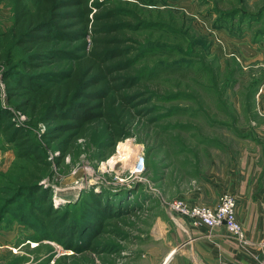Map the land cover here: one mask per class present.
Returning <instances> with one entry per match:
<instances>
[{"label":"rangeland","instance_id":"374dc122","mask_svg":"<svg viewBox=\"0 0 264 264\" xmlns=\"http://www.w3.org/2000/svg\"><path fill=\"white\" fill-rule=\"evenodd\" d=\"M105 1L133 8L144 21L128 33L144 53L136 65L158 73L132 88L131 135L102 161L94 145L101 129L61 154L40 138L44 125L35 126L31 136L48 163L37 194L16 195L9 180L29 162L0 137V264H154L156 217L172 215L169 202L198 187L223 188L241 149L258 137L264 0H96ZM10 23V2L0 0V30ZM66 46L84 54L88 38ZM2 70L0 107L27 127L5 99Z\"/></svg>","mask_w":264,"mask_h":264},{"label":"trees","instance_id":"16d2710c","mask_svg":"<svg viewBox=\"0 0 264 264\" xmlns=\"http://www.w3.org/2000/svg\"><path fill=\"white\" fill-rule=\"evenodd\" d=\"M9 2L11 23L0 30L1 81L7 103L26 117L27 127L15 126L9 112L0 107V137L14 144L17 158L29 162L16 179L9 180L19 196L26 189L41 192L37 183L48 169L30 133L35 126L44 125L40 138L61 154L77 139L88 140L91 130L101 129L94 145L100 150L96 159L102 161L131 135L130 105L138 91L132 88L142 87L139 83L158 72L136 65L144 53L128 33L145 26L133 8L96 0ZM86 37L84 54L67 48ZM64 59L71 63L63 70H40ZM5 201L11 204V199Z\"/></svg>","mask_w":264,"mask_h":264},{"label":"crops","instance_id":"0c3cea01","mask_svg":"<svg viewBox=\"0 0 264 264\" xmlns=\"http://www.w3.org/2000/svg\"><path fill=\"white\" fill-rule=\"evenodd\" d=\"M257 127V139L241 149L236 171L228 176L223 188L216 184L198 187L183 197L188 202L212 206L219 192L232 194L248 242L220 227L206 228L174 214L159 215L149 232L154 264H264V119Z\"/></svg>","mask_w":264,"mask_h":264},{"label":"built area","instance_id":"2783aa9c","mask_svg":"<svg viewBox=\"0 0 264 264\" xmlns=\"http://www.w3.org/2000/svg\"><path fill=\"white\" fill-rule=\"evenodd\" d=\"M167 208L173 214L189 218L194 224H202L206 228L220 227L243 243L248 242L237 219L232 194H221L212 206L175 199L169 202Z\"/></svg>","mask_w":264,"mask_h":264},{"label":"bare ground","instance_id":"6f19581e","mask_svg":"<svg viewBox=\"0 0 264 264\" xmlns=\"http://www.w3.org/2000/svg\"><path fill=\"white\" fill-rule=\"evenodd\" d=\"M121 150H124V149L122 148ZM119 161H121V160H117V162H119Z\"/></svg>","mask_w":264,"mask_h":264}]
</instances>
